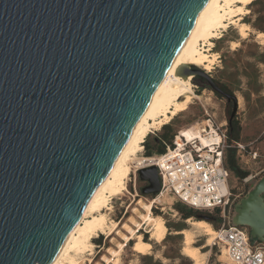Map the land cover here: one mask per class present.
Here are the masks:
<instances>
[{
	"label": "water",
	"instance_id": "95a60500",
	"mask_svg": "<svg viewBox=\"0 0 264 264\" xmlns=\"http://www.w3.org/2000/svg\"><path fill=\"white\" fill-rule=\"evenodd\" d=\"M207 1L0 0V264H51ZM137 174L159 192L155 166ZM263 191L231 215L256 241Z\"/></svg>",
	"mask_w": 264,
	"mask_h": 264
},
{
	"label": "rangeland",
	"instance_id": "374dc122",
	"mask_svg": "<svg viewBox=\"0 0 264 264\" xmlns=\"http://www.w3.org/2000/svg\"><path fill=\"white\" fill-rule=\"evenodd\" d=\"M244 9L247 12L240 16L239 22L247 25L246 36L242 38L234 26H229L220 33L218 38L213 39L211 53H215L217 58L209 71L205 72L196 67L214 80L216 85L224 86L235 96L237 104L233 117L241 128L239 143L245 146L247 152L256 151L257 153L256 159H251L246 152L238 155L235 152L238 167L247 171L248 175L244 179H240L233 172L230 174L229 185L233 193L231 215L235 204L244 198L261 179H264V0H252L244 6ZM259 33L263 35L261 38L257 37ZM191 83L194 93L191 94V103L184 111L176 114L169 123L162 125L154 134L149 133L145 138L148 144H152L156 138L160 137L164 130L163 127L166 125L169 126L168 130L171 134L182 132L183 129L192 126L198 128L206 118H210L215 124L228 127L233 103H229L224 95L211 88L205 79L193 76ZM145 149L143 142L142 150L136 156L135 162L146 157ZM135 162L129 163V173L135 168ZM129 173L125 189L110 200L111 210L108 211V217L119 223L125 222L129 218L138 221L137 216L131 212L134 206L138 208L136 202L139 199L151 200L157 197L160 192L155 195L142 193L140 191L142 182L139 180L137 172V192L130 191L129 178L133 181V177L132 173L130 176ZM161 194L162 196H159L162 201L152 205L151 214H153V210L160 213L159 215L166 226L164 238L159 242L149 240L147 225L143 224L139 233L149 244V249L144 254L137 253L131 247L134 241L130 240L119 254L120 264H227L226 258L221 254V246L213 245V239L211 244L207 245V236L203 235L204 232L189 226L186 219H183L180 212L175 209V204L179 203L183 207H190L177 201L170 193L162 192ZM261 196L264 200V191ZM140 211L144 212L142 209ZM198 211V217H190V219L206 221L215 231L221 220L216 219L214 214L210 215L208 211ZM245 227L249 232V227ZM177 228L188 229L192 232L188 245L197 247L199 250L198 262H194L182 252L186 243L184 236L178 232ZM214 235L215 233L213 238ZM102 236V245L99 247H96L97 242L94 241L97 237L91 238L94 244L92 254H84V258L90 257L91 262L83 261L82 264L103 263L102 257H110L106 249L114 246L109 242V239ZM175 236H179V238H175ZM113 237L120 241L116 235ZM260 242L264 243V240Z\"/></svg>",
	"mask_w": 264,
	"mask_h": 264
},
{
	"label": "bare ground",
	"instance_id": "6f19581e",
	"mask_svg": "<svg viewBox=\"0 0 264 264\" xmlns=\"http://www.w3.org/2000/svg\"><path fill=\"white\" fill-rule=\"evenodd\" d=\"M251 1L208 0L201 8L188 37L173 57L165 76L154 90L146 110L135 123L110 171L95 190L82 216L67 235L51 264L91 262V258H84V254H92L94 244L91 238L99 235H104L114 247L106 249L110 257H102L103 263L96 262L95 264H120L119 254L130 240L134 241L131 246L132 250L144 254L150 246L139 233L143 224L147 225L149 240L159 242L164 238L166 226L162 217L151 214L152 205L162 201L161 193L151 200L139 199L136 202L138 208L134 206L131 212L137 216L138 221L129 218L125 222L119 223L109 219L110 200L125 189L129 163L135 162L136 156L142 150V143L152 129L159 130L162 125L169 123L176 114L184 111L191 103V94H194L191 83L193 76L190 74L182 76L181 69L195 66L208 72L217 58L215 53H211L213 39L218 38L220 33L231 25L244 38L248 27L244 23H240L239 20L240 16L247 12L244 6ZM262 36L261 33L257 34L258 38ZM181 133L187 138L198 136L203 139L198 135V128L194 126L183 129ZM146 161L147 159L141 158L135 162V166L142 165ZM140 209L144 212H141ZM186 222L192 228L203 231V235L207 236V245L211 244L215 231L208 222L190 218L186 219ZM178 232L184 236L186 243L182 252L194 262H198L199 250L197 247L188 245L192 232L188 229ZM114 235L120 241L114 238Z\"/></svg>",
	"mask_w": 264,
	"mask_h": 264
},
{
	"label": "built area",
	"instance_id": "2783aa9c",
	"mask_svg": "<svg viewBox=\"0 0 264 264\" xmlns=\"http://www.w3.org/2000/svg\"><path fill=\"white\" fill-rule=\"evenodd\" d=\"M152 130L150 133L154 134ZM198 136L187 138L181 132L171 143L161 141L164 151L143 157L147 161L130 172V191L136 193V172L155 166L160 180V192L170 193L177 201L200 211L216 215L221 223L215 230L213 245H220L227 264H264V243L252 240L245 226L231 223V171L224 165V151L235 149L256 159V151H246L241 143H231L228 131L221 124L206 118L198 126ZM129 173V176H130ZM96 247H99L97 245Z\"/></svg>",
	"mask_w": 264,
	"mask_h": 264
},
{
	"label": "trees",
	"instance_id": "16d2710c",
	"mask_svg": "<svg viewBox=\"0 0 264 264\" xmlns=\"http://www.w3.org/2000/svg\"><path fill=\"white\" fill-rule=\"evenodd\" d=\"M221 88L225 93L231 94L229 91L226 90L224 86H221ZM163 129L164 130L161 133L160 137L156 138L152 144H148L147 140L144 141V147L146 148L144 155L146 157L153 155V153L161 154L164 151V146L162 145L161 141H165L168 143L172 142L175 134L170 133V131L168 130L169 129L168 125L164 126ZM227 131H228L229 142L239 143V136H240L241 128L239 126V123L235 120L234 117L231 119L230 122H228ZM224 165L228 170L233 172L240 179H244L248 175L247 171H243L238 167L236 158H235V149L226 150ZM175 209L180 212L181 217L183 219H188L190 217H198V213H199L198 210H195L193 208L183 207L179 203L175 204ZM216 213L217 211H215V215ZM159 214L160 213L157 210H153V215H159ZM215 218L217 219L218 217L215 216ZM177 230L180 231L181 229L177 228ZM175 238H179V236H175ZM102 240H103V236L100 235L94 241L97 242V245L100 246L102 245Z\"/></svg>",
	"mask_w": 264,
	"mask_h": 264
},
{
	"label": "flooded vegetation",
	"instance_id": "af4514ba",
	"mask_svg": "<svg viewBox=\"0 0 264 264\" xmlns=\"http://www.w3.org/2000/svg\"><path fill=\"white\" fill-rule=\"evenodd\" d=\"M197 78L204 79V78L199 77V76H197ZM219 87H221V86H219ZM221 89H222V88H221ZM228 102L230 103V102H232V101H228ZM232 118H233V117H232ZM232 118L229 117L228 122H230ZM141 182H142V184H141V186H140V191H141L142 193H143V190H145L146 192H148V191L150 190V187H149L148 183H147V182H144V181H141ZM210 215H213V214H210Z\"/></svg>",
	"mask_w": 264,
	"mask_h": 264
},
{
	"label": "crops",
	"instance_id": "0c3cea01",
	"mask_svg": "<svg viewBox=\"0 0 264 264\" xmlns=\"http://www.w3.org/2000/svg\"><path fill=\"white\" fill-rule=\"evenodd\" d=\"M249 235H250V232H249ZM252 239V238H251ZM253 240V239H252ZM257 240V239H256Z\"/></svg>",
	"mask_w": 264,
	"mask_h": 264
}]
</instances>
